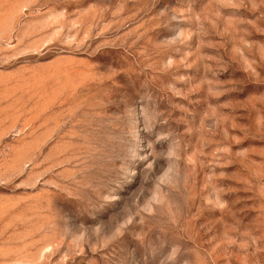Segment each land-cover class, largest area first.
I'll return each mask as SVG.
<instances>
[{"label":"rangeland","instance_id":"1","mask_svg":"<svg viewBox=\"0 0 264 264\" xmlns=\"http://www.w3.org/2000/svg\"><path fill=\"white\" fill-rule=\"evenodd\" d=\"M0 264H264V0H0Z\"/></svg>","mask_w":264,"mask_h":264}]
</instances>
